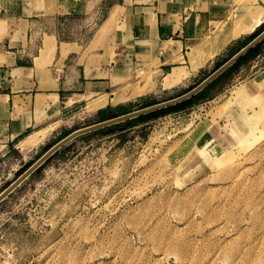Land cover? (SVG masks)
<instances>
[{
  "label": "rangeland",
  "instance_id": "1",
  "mask_svg": "<svg viewBox=\"0 0 264 264\" xmlns=\"http://www.w3.org/2000/svg\"><path fill=\"white\" fill-rule=\"evenodd\" d=\"M245 2L236 19H217L191 42L200 60L217 24L236 29L249 12H264V0ZM252 51L188 111L94 131L55 153L0 203V264H264V41ZM209 61L175 70L182 78L171 90L149 70L114 93L149 88L119 104L132 112L163 103L211 75ZM91 111L2 161L0 194L60 137L99 123Z\"/></svg>",
  "mask_w": 264,
  "mask_h": 264
},
{
  "label": "crops",
  "instance_id": "2",
  "mask_svg": "<svg viewBox=\"0 0 264 264\" xmlns=\"http://www.w3.org/2000/svg\"><path fill=\"white\" fill-rule=\"evenodd\" d=\"M245 1L0 0V163L22 149H37L89 106L98 119L107 108L127 107L119 104L149 88L114 90L140 72L158 74L162 89L171 90L174 84L165 81L175 70L196 71L191 42L210 35L217 19H236L251 7ZM262 12H249L248 23L230 26L228 33L261 19L257 31ZM237 41L223 60L226 46L213 59L206 50L198 69L211 59L206 68L214 73L230 60Z\"/></svg>",
  "mask_w": 264,
  "mask_h": 264
},
{
  "label": "water",
  "instance_id": "3",
  "mask_svg": "<svg viewBox=\"0 0 264 264\" xmlns=\"http://www.w3.org/2000/svg\"><path fill=\"white\" fill-rule=\"evenodd\" d=\"M264 41V31L257 36L254 40H252L248 45H246L243 49H241L236 55H234L228 62H226L223 66L217 69L214 73H212L208 78H206L199 86L188 92L187 94L173 99L171 101L163 102L160 104H156L139 111H135L120 117H116L107 121L99 122L95 125L76 130L69 134L67 137L63 138L61 141L56 143L53 147H51L47 152H45L31 167H29L14 183H12L7 189H5L0 194V203H2L14 190H16L23 182H25L33 173H35L41 166H43L46 161H48L55 153H57L60 149L66 146L68 143L73 141L74 139L94 132L98 131L113 125H117L129 120L136 119L138 117L163 110L169 108L171 106H175L180 104L186 100H189L203 91L208 85L213 83L219 76H221L226 70L232 67L234 64L239 62L242 58H244L249 52H251L254 48H256L261 42Z\"/></svg>",
  "mask_w": 264,
  "mask_h": 264
},
{
  "label": "trees",
  "instance_id": "4",
  "mask_svg": "<svg viewBox=\"0 0 264 264\" xmlns=\"http://www.w3.org/2000/svg\"><path fill=\"white\" fill-rule=\"evenodd\" d=\"M263 31H264V28L263 29H259V30H257L255 32V34H253L251 37L247 38L246 40H239V41H237L233 45V47H231L229 49V59H231L234 55H236L241 49H243L246 45H248L257 36H259ZM253 53L254 52L251 51V52H249L247 54V56L248 55H251ZM244 60H245V57L242 58L239 61V63L235 64V66L241 65V63ZM235 66H232L230 69H228V71L226 73L230 72ZM226 73H224V74H226ZM218 79L215 80L213 83H211L209 86H207L202 92H200L195 97H193V98H191L189 100H186V101H184V102H182V103H180L178 105H175V106H172V107L163 109V110H159V111H156V112H153V113H150V114H147V115L138 117V118L134 119L133 121L136 124H143V123H146V122H148L150 120H154V119L160 117L162 114H174V113L188 111L197 102H199L200 99L204 98V96L207 95L208 91L214 86V84L216 83V81H218ZM189 91H185V93H187ZM153 105H155V103H153L151 105H147V106H153ZM132 111H133V109H131L130 106H127V107L121 106V107H118L116 109L110 107V108H107V109H105V110H103V111L100 112V114H99V120H100V122L107 121V120H110V119H113V118H116V117H120V116L129 114V113H132ZM118 125L119 124L113 125V126H110V127H107V128L101 129V130H98V131H95V133L101 132V131H104V130L114 129V128L118 127ZM69 134L70 133L65 134L62 137V139L65 138V137H67ZM60 151H61V149L56 154L60 153ZM40 169L41 168H39L35 173H37L38 171H40Z\"/></svg>",
  "mask_w": 264,
  "mask_h": 264
},
{
  "label": "bare ground",
  "instance_id": "5",
  "mask_svg": "<svg viewBox=\"0 0 264 264\" xmlns=\"http://www.w3.org/2000/svg\"><path fill=\"white\" fill-rule=\"evenodd\" d=\"M262 13L264 14V12H262ZM260 23H261V19H259L256 23L250 24L246 28H242V29L236 30V31L231 32V33H228L230 26L228 25L227 22H224L223 21V23L217 24L218 25V33L219 34L217 33L218 35L216 36V38L214 39V41L211 43V45H208V47H207L208 57L211 58L214 55H216L225 46H227L233 39L239 37L242 33H244V32H247V33L253 32L255 30L256 26H258ZM202 65H203V62H200L197 57H194L192 59V67H193V70H196L197 71V69L200 66H202ZM181 78H182V76H180L177 73H174V75H172L171 77H168L165 82H166L167 85L174 84V83H177ZM262 78H264V77H262ZM259 80L260 79H256L254 81V83L252 84V87L258 88L260 86V84H261ZM254 88H251L250 90H248V94H252V92H255V89ZM145 91H147V89H145ZM207 126H208V124H206V123L202 124L198 128V130L196 131V134L199 133V132H203L204 130H206V127Z\"/></svg>",
  "mask_w": 264,
  "mask_h": 264
}]
</instances>
